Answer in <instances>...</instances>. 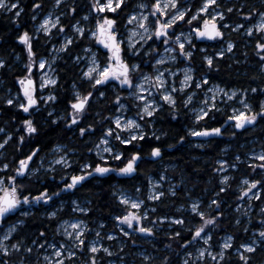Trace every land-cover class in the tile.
<instances>
[{
	"label": "snow or ice",
	"instance_id": "6c2138e0",
	"mask_svg": "<svg viewBox=\"0 0 264 264\" xmlns=\"http://www.w3.org/2000/svg\"><path fill=\"white\" fill-rule=\"evenodd\" d=\"M64 3L65 0H54L53 8L59 10ZM41 7L42 0H34L31 16L33 21L37 20L36 10ZM67 7L71 14L79 13L75 0ZM126 8H129L128 0H89L88 10L80 19L76 20L75 24L70 25L64 24L61 19L66 15L64 11H60L59 15L48 12L36 27L35 34L43 33L49 38L64 34L63 43H60L59 46L55 43L52 44L51 60L40 56L35 50L34 34L25 30L17 36L18 41L26 49L28 61L25 65L26 75L18 78L23 95L21 97L18 92L15 100L9 97L5 102L9 106L29 114V118H25L21 122V130L26 133L28 139L39 134L38 126L31 118L32 110H35L41 102H55L58 98L54 92H49L46 97L37 95V84L33 79L34 69L44 70L47 68L49 70L48 72L42 71L38 84L39 89L43 90L49 86L58 87L59 75L53 68L57 59L56 54L70 53L71 48L77 44V37L81 42L94 41L95 45H99L103 49V62L98 54L99 50H94L91 44L84 46V56L76 55L74 57L78 65L82 60L86 61L84 68L81 69L80 79L88 82L89 90L80 91L79 86L73 81V96L68 101V109L63 117L66 127L76 128L81 138L95 135L99 130V137L93 142V146L88 148V152H94L99 162L82 164L78 173L65 171L60 177L63 182L62 188L51 191L47 186H44L34 195L24 181L31 182L33 177L39 181L38 173L42 169L45 174L49 171L54 174L57 165L64 169L72 167L71 157L67 151H63L66 146L55 145L52 151L63 154L58 157L53 156L47 164L45 158L40 157L39 165L36 167L32 165L41 152L39 144L19 159L0 160V232H2L0 234V264H15L11 259L13 254L24 257L20 259L19 264H28L27 256L34 252L37 253L36 264H98V261L103 259L101 253L112 256V250L99 243L101 238L99 230L96 231V240L87 241V234L90 231L87 220L75 217L63 219L61 217L65 206L64 201H60V204L52 211L45 213L49 222H56L55 235L63 236L62 241H50L47 236V226H45L38 231L37 237L31 240L30 245H26L23 238L17 239L16 235L19 227L24 225L25 221L17 219L13 223L7 218L25 205L29 207L51 206L54 198H58L65 191L82 186L83 182L90 177L105 176L110 172L131 177L132 174L137 173L139 162L144 159V144L149 143L151 139L156 141L161 139V136L157 135L155 131H146L145 126L152 123V118L162 110L164 105L168 106L173 119L179 114L181 107L188 109L193 113L197 125L200 121L215 119L214 113L223 112L224 107L222 106L227 105L228 101L236 100L243 106L242 108L232 106L231 114L227 115L219 126L208 127L205 125L199 128H190L189 134L194 137L222 136L224 134L222 129L225 125L240 130L246 129L247 126H255L258 120H264V101L260 103V110L254 111L246 97L248 89H226L219 85L207 87L210 83L207 75H202L197 81L195 69L191 66L194 50L197 48L195 41H217L225 36L223 29L228 28H232L233 31L244 29L245 34L249 37L259 34L255 50L256 55L264 62V10L245 9L243 4L239 8L233 4L224 9L220 0H200L199 6L193 12V6L189 0H150V2L138 0L132 9L121 17V13H124ZM234 10L238 11L239 15L248 22L247 27L245 23H235L234 27L229 23H221ZM0 11L11 13L18 21L25 9L21 6V0H0ZM201 14H206L207 18ZM121 19L124 20L123 25H121ZM90 20H94V26H84ZM181 24L186 25L187 28L177 33L176 28ZM122 27L124 28L123 32L121 31ZM69 30L72 31V35H67ZM234 47V42L229 40L226 48L217 51L215 56L224 57L225 53L231 52ZM201 51L206 50L201 49ZM19 58L20 56L17 54V59ZM203 61L207 65V71L216 67L213 55H204ZM170 63L176 66L174 68L167 67L166 65ZM181 63L185 64L182 69L178 66ZM4 67H6V61L0 59V68ZM145 68L149 70L145 71ZM49 72L52 74L50 75ZM179 76H182V79ZM109 85L117 93L114 100L109 101L117 114L109 110L107 117H101L102 121H107V126H102L99 129L95 123L81 126L92 107V101L107 98L106 91L101 89ZM196 90L204 92L198 108L192 106L197 95ZM257 91V88L251 89L253 93ZM216 92L222 94L219 99L215 95ZM238 92L245 95L240 98ZM126 100H131L132 103L127 104L124 102ZM133 106L137 111L133 117H128L126 113L131 111ZM54 111L48 112V116L52 117ZM59 119L61 117L57 116L52 123H56ZM5 131L4 128H0V133ZM236 134V131L231 133L232 136ZM26 135H20L19 145L25 143ZM184 139V136L180 137L181 141ZM11 140L12 135L8 133L0 140V150H5ZM198 146L204 147V144ZM169 147H173V145H169ZM149 148L148 156L161 157L162 148L160 146H152L149 143ZM129 152L131 154L127 155ZM3 154V151H0V156ZM109 161H118L122 166H114ZM240 162H242L240 155L235 156V162L220 159L217 161V164L220 165L217 171L226 173L228 168L237 169ZM248 167L251 169L252 175L257 174V169L264 172V149L259 153L254 151L250 153ZM10 169L14 174H7ZM166 179L167 176L164 174H161L154 183L149 178L152 190L148 199L158 201L166 195L164 191H159L157 188ZM230 187V176L224 174L221 176L219 192L215 193V198L210 200L206 209L203 202L194 200L188 209L193 226L188 227L186 225L189 224V220L184 216H157L155 220H149L145 224L144 221L148 220L150 215L148 209L142 207L145 200L121 192L118 199L125 209L122 214L114 216L115 226L124 237H131L133 233L155 236L157 228L168 221L167 226L172 229L167 233L169 240L175 241L184 251L185 258L182 264H231L233 249L241 264H251L252 256L249 253H256L257 245L264 248V207L260 209V227L254 230L258 235L253 236L250 242H241L237 246L234 243V237L228 235L222 238L218 250L217 245L213 243L215 229L219 226L220 217L223 216L220 193L226 192ZM135 191L139 193L141 189L136 187ZM170 191L172 195H176L174 186ZM245 198L264 200V177L255 179L245 175L242 178L240 195L237 199L245 200ZM71 203L72 212L86 216L92 211L91 208L82 206L79 201L73 200ZM184 207L185 205H180V208ZM251 207L252 205H248L249 209ZM237 210L239 211V206H237ZM155 211L156 209L153 207L151 212ZM21 215L28 217L30 212L23 211ZM243 215H248V211H245ZM197 217H199L198 221ZM236 223L239 225L241 220L237 218ZM173 224L180 225L183 230L189 233L190 238L185 237L182 230L173 229ZM103 227L104 223L100 222L98 228L102 229ZM243 230L247 232L248 228ZM107 238L111 240L115 237L109 234ZM13 240L15 243L12 242ZM201 241H203L202 245H200ZM135 242V240L132 241L133 244ZM164 246L171 249L172 243H167ZM189 248L193 250L189 251ZM121 250H123V245H121ZM85 253H88L87 259H83ZM141 255L145 261L151 264L152 256L144 253ZM40 257H42V261ZM109 264H113V262L109 261ZM163 264H170L167 256L163 258Z\"/></svg>",
	"mask_w": 264,
	"mask_h": 264
},
{
	"label": "trees",
	"instance_id": "16d2710c",
	"mask_svg": "<svg viewBox=\"0 0 264 264\" xmlns=\"http://www.w3.org/2000/svg\"><path fill=\"white\" fill-rule=\"evenodd\" d=\"M33 2L34 0H21V6L24 7L25 11L21 14L18 21L11 13L0 11V59L6 61V67L0 68V128H4L12 135V140L6 145L5 151H8V154L12 156L11 161H13L29 152L37 144L41 147L38 157L49 155L57 144L66 146L70 151L75 150L68 154L71 160H77V164L71 170L69 169L68 172L78 173L82 164L98 162L92 159V156H89L88 148L93 146V142L97 140L100 132L97 130L95 135L81 138L76 128L66 129L65 124L60 119L56 123H52V121L57 116L61 117L65 115V111L68 109V101L73 96V81L79 86L80 91L84 90L82 86L84 82L80 79V74L78 73L79 65H76L74 57L76 55L84 56L83 48L89 45L87 40L81 42L77 38V44L71 48L70 53L58 54L53 68H55L56 73L59 75V86H55L52 90L58 98L53 104L46 105L43 108L40 106L39 109L31 114V118L39 128V134L34 135L31 139H27L19 147V134L15 133L14 130L21 125L23 119L29 118V115H25L16 107L7 105L6 100L2 96L7 91L17 93L18 78L26 75L25 65L27 64V60L23 45L18 41L17 36L25 30L34 34V48L40 56L45 58L50 57L49 51L52 44L55 43V41L49 39L47 36L35 34V26L48 12L54 11L56 15H59L64 5L57 10L53 9L52 0H42V7L36 10L37 20L33 21L31 19ZM75 2L79 8V13L71 14L68 10L67 14L61 18L66 25H70V23H67L69 17L72 22L80 19L86 12L85 8L89 6L88 0H75ZM220 2L224 9L233 4L239 8L243 4L245 9L264 10V2L262 0H236L225 4H223V1ZM72 3L73 0H67L64 4L70 5ZM134 4L135 1L130 0L129 8H126L124 13H121V17L130 11ZM120 22L121 25L124 24L123 19ZM222 23H229L233 26L235 23H245V25H248V22L236 10L228 14L226 20L222 21ZM226 31L229 35L225 39L234 42L235 47L231 54L224 57L215 56L221 42L211 45L210 42L195 41L197 48L194 50V55L200 56L198 60L200 65L196 67L200 71L196 73V77L200 78L206 74L211 84H218L226 89H248L246 93L248 102L252 104L254 111H259L260 103L264 100V71L262 70L263 62L256 55V38L241 35L239 31L231 33L229 28ZM201 49H205L206 51H201ZM17 54L20 56L19 59H17ZM204 55H213L215 58L216 67L211 71H207V65L203 61ZM252 88H257L258 91L253 93L251 92ZM103 91H106L107 98L94 104L81 126L89 123H95L97 129L107 126V121H102L101 117H107L109 110H112L114 113L115 109L113 105L110 103L111 105L109 106L108 103L109 98L110 101H113L115 95L110 90L103 89ZM53 110H55L54 115L49 117L48 112ZM229 114L230 111L227 108L223 112L214 113L215 119L200 121L199 125H197L194 116L190 115L188 109L181 107L179 114L173 119L168 106L164 105L162 110L158 111L157 115L152 118V123L145 126L146 131H155L157 135L161 136L159 141L154 139L149 141L152 146H160L162 148L161 158L157 161L148 160L146 157H148L147 153L150 151V148L149 143H145L143 147L144 159L140 161L139 169L134 176L117 177L114 174L95 176L83 182L82 186H78L76 189L67 191L58 198H54L57 200L60 198L65 203L61 217L69 219L76 216L68 206L72 200L86 201L87 207L91 208L92 211L86 216L83 215L82 218L87 220L88 223H92L93 221L103 222L106 230L113 231L114 229L109 227V225L113 221V217L120 213L118 212L119 205L114 195L117 188H121L127 192H135L136 187H139L141 191H145L148 178L150 176H157L158 170H160L158 167L161 164L172 167L168 171V174L177 185L175 189L176 195L166 192V195L158 202L150 204L151 209L154 207L156 211L151 212L150 209L149 218L155 220L157 216L163 215L188 217L185 209L188 208L190 198H198L206 203V200L212 198L216 192H219L217 161L223 159L235 162V156L240 155L242 162L239 163V167L237 169L229 168L228 171L231 187L226 192L220 193L219 198L221 200L223 216L220 217L219 226L215 229L213 243L217 242V238L219 240V238L226 235H232L234 243L237 246L241 242H247L253 236V233H255L254 230L260 227L258 223L260 217L257 215V212L260 208L264 207V200H253L250 202L253 212L250 214L249 220H251V223H249V220L240 218L233 212L238 197L235 189L245 175H249V178L255 179L264 177V172H261L259 169H257V174L252 175L251 169L248 167L249 162H246L248 160L246 153L251 148V145L256 142L264 144V120H258L255 126H248L246 129L239 131L235 129L228 131L227 128L229 126L225 125L222 129L224 134L216 137H194L188 131L190 128H199L205 125L208 127L219 126ZM233 131L237 133L235 136L231 135ZM162 133L165 135H161ZM181 136L185 137L183 141L180 140ZM0 140H2V136ZM200 144H204V147H199L198 145ZM169 145H173V147H169ZM260 148L262 150L264 146ZM130 154V152L127 153V155ZM256 163H259V161H256ZM7 174L11 175L12 170L10 169ZM61 175H50L47 173L39 181L36 180L33 184H26L34 195L37 190H41L44 186H47L51 191H57L58 188H62L58 184ZM51 176H54V178L50 179ZM181 204L185 205L183 209L180 208ZM45 213V209L42 206H38L32 208V212L28 217H23L25 224L19 228V233L21 235L25 234V237H23L28 244L32 239L37 237L38 231L45 226H47L48 238L54 236L56 222H49ZM237 218L241 220L239 225L236 223ZM190 219L191 222L188 226L192 224V218L190 217ZM196 220L198 221V218ZM188 226L186 225V227ZM162 227H166V225L163 224ZM244 228H248V231L245 232ZM173 229L182 230L184 236L189 237V233L181 227ZM171 230H166V232L168 233ZM163 234L164 231L157 234V237L163 241V245L154 254L151 253L153 261L156 264H163V258L167 256L170 264H182V252L179 251V245L175 241H170L168 235L163 237ZM170 242L172 243L171 249L165 248L164 245ZM123 253L129 256L127 251H123ZM251 256V264H259L263 260L259 249L256 253L251 254ZM231 264H241L239 258L235 255L234 249Z\"/></svg>",
	"mask_w": 264,
	"mask_h": 264
},
{
	"label": "rangeland",
	"instance_id": "374dc122",
	"mask_svg": "<svg viewBox=\"0 0 264 264\" xmlns=\"http://www.w3.org/2000/svg\"><path fill=\"white\" fill-rule=\"evenodd\" d=\"M129 1L130 0H128V3H129ZM134 1H135V4L138 2V0H134ZM220 1H223V4H225V3L229 2V1H236V0H220ZM262 1L264 2V0H262ZM52 2L54 3V0H52ZM65 2H67V0H65ZM147 2H150V0H147ZM189 3L193 6L192 10H193V12H195L196 7L199 6L200 0H189ZM53 9H55V8H53ZM61 10L64 11L67 14V12H68L67 4H64L63 9H61ZM85 10L87 11L88 8L86 7ZM201 15L202 16H205V18H207L206 17V14H201ZM43 18H44V16L39 20V22L35 26V29L39 25V23L42 22ZM67 23L75 24V22H72L71 21V18L70 17L68 18ZM82 23H84V22H82ZM201 23H202V21H201ZM84 26H86V27H93L94 26V20H90ZM247 26L248 25H246V27ZM186 28H187L186 25L181 24L180 27L176 28V31L178 33L181 30H186ZM229 29L231 30V33L238 32V31H233L232 28H229ZM53 31L55 32V29ZM121 31L122 32L124 31V28L123 27L121 28ZM223 31L225 32V36L222 39H219L217 41H210V44L211 45H214L215 43L221 42V44L219 45L217 51L221 50L222 48H226V46H227L228 40H226L225 37H227L229 35V33L226 31V29H223ZM239 32L241 33V35H245L246 37H249V36H247L245 34V30L244 29H240ZM39 34H42V35L46 36L43 33H39ZM72 34L73 33H72L71 30H69V32H67V35H72ZM258 35L259 34H257V36ZM257 36H253V37H255L257 39ZM49 39L55 41V44H57V46H59L60 43H63L64 34H60V35H57V36H53V37H51ZM87 42H88V44H91L93 46L94 50H99V53L98 54L100 55V59L103 62L104 56H103V49L101 48V46L95 45V42L94 41H87ZM23 50L25 52V57H26V60H27V53H26V49H25L24 45H23ZM231 52H226L225 55H229V54H231ZM49 55H50V57L47 58V59L51 60L52 54H51L50 51H49ZM56 55L58 56V54H56ZM199 58H200L199 55H194L193 62L191 64V66L195 69V78H196L197 81H199V79H200V78H197L196 77V73L200 71L199 69L196 68L198 65H200V63L198 61ZM85 63H86V61H83L82 60L80 62V64H79V71H78V73L80 75H81V69L84 68ZM76 65H78V64L76 63ZM166 66L169 67V68H174L176 65H173V64L170 63V64H167ZM178 66L182 69L183 67H185V64L184 63H181ZM148 70L149 69L145 68V71H148ZM262 70L264 71V62L262 64ZM42 71L48 72L49 70L47 68L44 69V70H40L38 68H35L34 69V73L35 74H34L33 79L36 81V84H37V95L38 96H44V97H46L49 92H52V90H53V88L55 86H49V87H47V88H45L43 90L39 89L38 84H39V82L41 80V73H42ZM49 74L51 75L52 73L49 72ZM166 75H168V74L166 73ZM179 78L182 79V76H179ZM83 82H84L82 84V86L84 87L83 88L84 89L83 91L89 90V84H88V82L86 80H83ZM215 85H218V84H211V83H209V85L207 87H214ZM220 87L223 88L222 86H220ZM17 89H18V92L20 93V96L22 97V95H21L22 91L20 89V85H19L18 81H17ZM103 89H107V90L112 91L113 92V95H116L117 94L116 93V90L111 85L107 86L106 88H102L101 90H103ZM196 91H197V95L195 97L194 104L192 106H195V107L198 108L200 106L199 102L203 98L204 92H203V90H196ZM17 93H10L9 91H7V92H4L2 94V96L4 97L5 100L7 98H9V97H12L15 100L16 97H17ZM215 95L219 99V97L222 94L219 93V92H216ZM244 95H245L244 93L238 92V97L242 98ZM109 101H110V98H109ZM96 102H97L96 100H93L92 101V107L91 108H93V106H94V104ZM124 102L127 103V104H131L132 103L131 100H126ZM51 104H53V102H47V103L41 102L37 106V108L35 110H32L31 114L34 113L37 109H39L40 106H41V108H43L44 106L51 105ZM108 105L110 106L111 104L108 103ZM192 106H190V107H192ZM232 106H235L236 108H242L243 107L236 100L228 101L227 105H224L222 107H224V110L227 109V108H229V111H230V114H231ZM136 111H137V109L133 106L132 107V110L129 111V112H127L126 115L128 117H133V115H134V113ZM24 114L25 115H29L28 113H24ZM87 114H86V116H87ZM114 114H117V113H115V111H114ZM190 115L193 116V113L191 111H190ZM86 116H85V118H86ZM63 117L64 116H61L60 121H62L65 124V120L63 119ZM65 126H66V124H65ZM65 128L66 129H69L67 127H65ZM21 129H22V124L18 128H16L14 130L15 133H18L19 134V137H20V135H26V133H24ZM227 129H228V131H230L233 128L232 127H228ZM8 133L9 132H7V130H6L4 133H0V137L2 136V139H3L4 137H6V135ZM27 139L28 138H27V135H26V140ZM261 146H264V144L261 143V142H259V143L256 142V143H254V144L251 145V148L246 153V157L248 159V160H246V162H249V157H250V153L251 152L254 151L256 153H259L261 151V148H260ZM18 147H19V143H18ZM0 151H3V153H4L3 156H0V160H3L5 158L7 159V161H11L12 160V156L10 154H8V151L7 150L6 151L5 150H0ZM63 151H67L68 154L72 153L69 150L68 147H64ZM61 154H63V153L62 152H53V151H51L49 155L42 156V157L45 158V162L47 164V162L50 161L53 158V156L58 157ZM88 154H89L90 157L92 156V159H94L95 161H98V158L95 156V153L94 152H92V153L88 152ZM39 160H40V157H37L35 159V163L32 166L33 167L38 166L39 165ZM70 163H72V167L70 168V170H71L77 164V160H75V161L71 160ZM109 163L113 164L114 166H117V165L122 166V165H120V162H118V161H109ZM217 165H218V168H219L220 165L219 164H217ZM158 169H160V170H158L157 176L156 177H151L150 176L149 178H151L152 182L154 183L156 180L159 179V177H160L161 174L166 175L167 176V179L165 181H163L160 185H158L157 188H158L159 191H164L165 193L167 192V193L171 194L170 189L173 186L175 187V189L177 188V185L174 182L173 178L170 177L169 174H168V171H170L172 169V167L161 164L158 167ZM65 171H69V169H64L60 165H57L56 166V172L54 174L51 171H49L48 173L50 175L51 174H53V175L62 174L63 175ZM228 171H229V168L227 169V172L226 173H220V172L217 171V178H218V182H219L218 183V187L221 186V176L224 175V174L229 175L228 174ZM12 174H14V173L12 172ZM109 174H114L117 177H122V176H120V175H118L117 173H114V172H110V173H108L106 175H109ZM38 175L40 176V179H41L45 175L44 170L42 169L41 172L38 173ZM96 176H99V175H96ZM51 177H50V179H53V176H51ZM90 178H92V177H90ZM149 178L147 180V188H146V190L145 191H140L139 193H137L136 191L135 192H127L126 190H123L121 188H117V190H116V192H115L114 195L116 196V202L119 205V210H118V212H120L119 214H122L124 212V209H125V206L122 205L120 203L119 199H118V196H119V194L121 192H123L124 194L129 195V196L140 197V198L144 199L145 200V204L142 207L147 208L148 211L151 209L150 204L156 203V202L159 201V200L158 201H152V200L148 199L149 193L152 190V183L149 182ZM34 181H36L35 177L32 178V181L31 182L24 181V183L33 184ZM241 181H240V184L235 189V193L237 194V196L240 195ZM58 184H59V187H63V182L61 181V179L58 181ZM257 191H259V189H257ZM65 192H67V191H65ZM65 192L61 193V195L64 194ZM213 198H215V195L212 198H210V199L207 198L208 200H206V203H204L201 199H198V198H192V199L190 198V201L188 203V208L185 209V213L188 214V217L187 218L189 220V224L191 222V219H190L191 214L188 211V209L190 208L191 203L194 200H199V201L203 202V206H205V209H206L207 204ZM253 200H255V199H247V198H245V200L236 199L235 206L233 208V212L236 213L238 215V217L243 218L245 220H249L250 219V214L253 212V207H251L249 209L248 208V205H250V202L253 201ZM60 201H63V200H60V198L58 200L57 199H54L53 202H52V204H51V206L35 205V206H32V207H29L28 205H25V206H23L22 209L18 210L14 214H10L7 219H8V221L14 223L17 219H23V216L21 215V212H23V211H29L31 213L32 212V208L33 207H38V206H42L45 209V211H52L54 207H56V206H58L60 204ZM79 202H80V204L82 206L87 207V205H88L86 201H79ZM64 205H65V203H64ZM68 206H69V209L71 210L72 203H70ZM237 206H239V211L237 210ZM245 211H248V215H243V213ZM72 213H75V215H76L75 218L83 219L82 216L84 214H81V213H78V212H72ZM257 215H259V217H260L259 218V221L257 220L258 223L260 224V220H261V212H260V210L257 212ZM197 218L199 220V217H197ZM83 220H85V219H83ZM112 220L113 221L111 222V224L109 225V227H112L114 229L113 231L106 230L104 227L102 229L98 228V225L100 224V222L93 221L92 223H88L89 224L90 231L87 234V241L88 242H91L93 240H96L97 239V237H96V231L99 230L101 232V238L99 240V243L102 244V245H104L105 247L110 248L112 250V252H113V255L112 256H108L105 253H101L100 255L103 257V259L100 260V261H98V264H109V261H112L113 264H149L148 261H145L144 260V257L141 255V253H144V254H147V255H150L151 256V253L154 254L156 251H158L161 248V246L163 245V241L160 240L159 237H157V234L158 233H161L162 231H164V234H163V237H164L165 235H167L166 230H169L170 229L167 226L169 222L166 221V222H164V225H166V227H162V228L161 227H158L157 230H156V235L155 236H146V235L139 234V233H133L131 237H124L123 234L120 233L119 229L116 228V226H115L116 225V221L114 220V217H113ZM149 220H152V219H150L148 217V220H145L144 223L147 224ZM191 226H192V224H191ZM178 227H181V226L180 225H175V224L172 225V228H178ZM0 234H2V232H0ZM109 234L114 235L115 238L114 239H111V240L108 239L107 236ZM16 235H17V239L23 238L24 243L26 245H30L31 242L29 244L27 243L26 239L24 238L25 237V234L21 235L19 233V229H18V234H16ZM255 235H258V233H256V232L253 233V236H255ZM226 236H228V235H226ZM226 236H222L221 238H219V240L217 238V242L214 243V244L217 245V250H218L219 244L222 243V238L223 237H226ZM253 236H251V238H249V240L247 242H250V240L253 238ZM48 239L50 241L56 242V241H62L64 239V237L61 236V235H55L54 234V236H51ZM133 240L136 241L134 244L132 243ZM12 242L15 243V240H13ZM41 242H43V241H41ZM202 244H203V241L200 242V245H202ZM121 245H123V250H121ZM200 245H197V246H200ZM33 247H35V246H33ZM257 248L260 250V254L262 255L261 257H263L262 262H260L259 264H264V248H261L259 245H257ZM188 250L189 251H192L193 249L192 248H189ZM48 251H51V250H48ZM123 251H127L129 253V256H127L126 253H123ZM179 251L182 252L181 257H182V261H183V259L185 258L184 251L181 250V249H179ZM121 253H123V254H121ZM251 254L252 253H249V255H251ZM87 256H88V253H85L83 259H87ZM22 258H24V257H20V256H17L15 254H13V256L11 257V259L15 262V264H19L20 259H22ZM40 259L42 261V257H40ZM27 262H28V264H36V262H37V253L34 252L31 255L27 256ZM151 264H156V263L152 260Z\"/></svg>",
	"mask_w": 264,
	"mask_h": 264
},
{
	"label": "water",
	"instance_id": "95a60500",
	"mask_svg": "<svg viewBox=\"0 0 264 264\" xmlns=\"http://www.w3.org/2000/svg\"><path fill=\"white\" fill-rule=\"evenodd\" d=\"M198 42H205V41H208V40H203V41H201V40H197ZM23 95V94H22ZM248 127V126H247ZM240 130H242V129H240ZM236 131H239V130H236ZM162 156V155H161ZM148 160H150V161H157V160H159L161 157H159V158H152V157H150V156H148V157H146Z\"/></svg>",
	"mask_w": 264,
	"mask_h": 264
},
{
	"label": "flooded vegetation",
	"instance_id": "af4514ba",
	"mask_svg": "<svg viewBox=\"0 0 264 264\" xmlns=\"http://www.w3.org/2000/svg\"><path fill=\"white\" fill-rule=\"evenodd\" d=\"M135 174H136V173L132 174V176H134ZM132 176H131V177H132Z\"/></svg>",
	"mask_w": 264,
	"mask_h": 264
},
{
	"label": "bare ground",
	"instance_id": "6f19581e",
	"mask_svg": "<svg viewBox=\"0 0 264 264\" xmlns=\"http://www.w3.org/2000/svg\"><path fill=\"white\" fill-rule=\"evenodd\" d=\"M205 42H210V41H205Z\"/></svg>",
	"mask_w": 264,
	"mask_h": 264
}]
</instances>
